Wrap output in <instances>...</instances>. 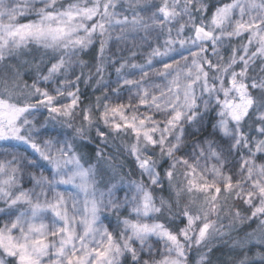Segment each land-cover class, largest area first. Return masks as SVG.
<instances>
[{
  "label": "snow or ice",
  "instance_id": "6c2138e0",
  "mask_svg": "<svg viewBox=\"0 0 264 264\" xmlns=\"http://www.w3.org/2000/svg\"><path fill=\"white\" fill-rule=\"evenodd\" d=\"M0 69V264H264V0H0Z\"/></svg>",
  "mask_w": 264,
  "mask_h": 264
},
{
  "label": "trees",
  "instance_id": "16d2710c",
  "mask_svg": "<svg viewBox=\"0 0 264 264\" xmlns=\"http://www.w3.org/2000/svg\"><path fill=\"white\" fill-rule=\"evenodd\" d=\"M83 58L85 60H91V55L84 56ZM109 72L111 73L110 78L113 80V76L115 75V73L111 69H109ZM0 75H3V69H0ZM24 79L27 80L29 84H31L32 81L30 78L25 76ZM81 90L83 91L85 97L94 99V93L91 87L81 84ZM98 94L99 93H95V95ZM85 102H87V100ZM96 143L97 142L94 141L93 143L89 144L88 145L89 149H95ZM101 147H103V144H101ZM229 255H231L229 249L226 246H220L214 249V251L212 252L211 260L213 261V264H228Z\"/></svg>",
  "mask_w": 264,
  "mask_h": 264
},
{
  "label": "rangeland",
  "instance_id": "374dc122",
  "mask_svg": "<svg viewBox=\"0 0 264 264\" xmlns=\"http://www.w3.org/2000/svg\"><path fill=\"white\" fill-rule=\"evenodd\" d=\"M115 79V75L113 76V80Z\"/></svg>",
  "mask_w": 264,
  "mask_h": 264
}]
</instances>
